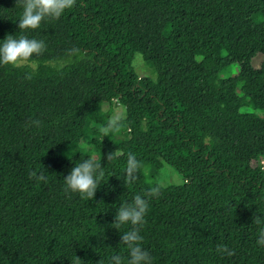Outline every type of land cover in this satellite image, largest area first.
Wrapping results in <instances>:
<instances>
[{
    "label": "trees",
    "instance_id": "16d2710c",
    "mask_svg": "<svg viewBox=\"0 0 264 264\" xmlns=\"http://www.w3.org/2000/svg\"><path fill=\"white\" fill-rule=\"evenodd\" d=\"M21 12L0 0V39L19 37ZM23 34L45 47L0 66V264L126 256L113 216L150 193L163 165L184 185L146 196L152 264H264V0H74ZM116 107L124 116L101 139ZM129 152L140 162L131 183ZM100 155L92 201L65 193L73 164Z\"/></svg>",
    "mask_w": 264,
    "mask_h": 264
},
{
    "label": "clouds",
    "instance_id": "9594fccd",
    "mask_svg": "<svg viewBox=\"0 0 264 264\" xmlns=\"http://www.w3.org/2000/svg\"><path fill=\"white\" fill-rule=\"evenodd\" d=\"M22 12L17 21V29L21 34L17 38L14 35H5L0 39V66L17 67L21 63L28 61L34 55H39L44 50V42L34 38H28L24 32L34 31L41 26L45 19H58L62 14L73 7L74 0H19ZM117 127V121L110 119L107 124L100 126L98 131L100 138L107 137L110 132ZM113 158L112 153L106 154V162ZM140 168L134 153L129 152L125 161L123 176L131 183ZM43 169V168H42ZM35 178L47 183L49 174L43 169L40 173L34 174ZM105 165H101V155L99 161L93 157H85L76 161L71 170L63 178V190L65 193L76 194L81 199L92 201L95 192L102 185L101 181L105 177ZM158 187H153L150 193L145 196L134 195L131 202L119 204L113 216L112 225L117 231L125 228L120 234L119 245L123 246L126 256L112 255L108 264H152V257L142 246L143 237L140 229L145 223V216L148 212L149 201L147 195H157ZM258 245H264V228H261L256 240ZM220 252L228 250L221 246ZM231 255V252H228ZM79 264L82 261L75 257Z\"/></svg>",
    "mask_w": 264,
    "mask_h": 264
},
{
    "label": "rangeland",
    "instance_id": "374dc122",
    "mask_svg": "<svg viewBox=\"0 0 264 264\" xmlns=\"http://www.w3.org/2000/svg\"><path fill=\"white\" fill-rule=\"evenodd\" d=\"M235 48L236 51L241 52L244 49V45L241 43V41H237L235 44ZM138 58L139 56L136 55L134 59V62L136 60L137 73L140 76H151L150 72L147 69H145L144 66H142ZM225 73L227 75L229 74L228 71ZM251 76L254 78H260L263 77V74L260 72L259 69L256 68V70L252 72ZM207 85L211 87H216L214 83H208ZM62 103L66 104L65 101H63ZM123 116H124V110L120 107H116L112 115V119H118ZM71 126L73 129H80L82 124L80 122H73ZM148 184L150 185L151 189L153 187H158L160 191L167 186H182L184 185V180L172 168H170L167 165H163L159 174L153 179L148 180Z\"/></svg>",
    "mask_w": 264,
    "mask_h": 264
}]
</instances>
